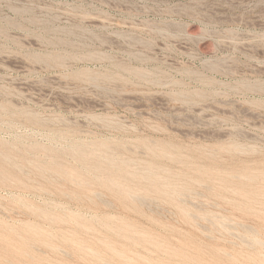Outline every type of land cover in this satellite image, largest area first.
<instances>
[{"label":"rangeland","instance_id":"rangeland-1","mask_svg":"<svg viewBox=\"0 0 264 264\" xmlns=\"http://www.w3.org/2000/svg\"><path fill=\"white\" fill-rule=\"evenodd\" d=\"M0 146V264H264V0H0Z\"/></svg>","mask_w":264,"mask_h":264},{"label":"bare ground","instance_id":"bare-ground-1","mask_svg":"<svg viewBox=\"0 0 264 264\" xmlns=\"http://www.w3.org/2000/svg\"><path fill=\"white\" fill-rule=\"evenodd\" d=\"M33 121H34V120H33ZM99 145H100V147L102 146L101 144H99ZM1 146H2V145H1ZM1 146H0V147H1ZM2 147H3V146H2ZM103 148L106 149V146H103ZM103 148H102V149H103ZM4 149H5V148H4ZM102 149H100V150H102ZM104 149H103V150H104ZM0 150H2V149H0ZM72 150H73V149H72ZM74 150H76V149L74 148ZM74 150H73V151H74ZM6 151H8V150H6ZM46 151H47V150H46ZM79 151H80V150L77 149L76 153L79 152ZM82 151H85V150L83 149ZM82 151H80V152H82ZM105 151H106V150H105ZM47 152H48V151H47ZM49 152H50V151H49ZM70 152H71V151H70ZM106 152H107V151H106ZM4 153H5V152H3V154H4ZM74 153H75V152H74ZM74 153H73V155H74ZM76 153H75L74 156H76ZM84 153L87 154V152H84ZM84 153H83V154H84ZM164 153H165V152H164ZM1 154H2V153H1ZM6 154H7V153H5V155H6ZM49 155H50V153H49ZM77 155H78V154H77ZM89 155H91V154H89ZM92 155H93V154H92ZM94 155H95V154H94ZM162 155H163V154H162ZM164 155H165L164 157H167L166 154H164ZM11 156H12V155H11ZM11 156H10V158H11ZM83 156H84V155H83ZM1 157H2V156H1ZM13 157H14V156H13ZM77 157L79 158V155H78ZM80 157H82L81 154H80ZM87 157H92V156L85 155V158H87ZM2 158H3V157H2ZM14 158H15V157H14ZM14 158H13V160H14ZM16 158H17V157H16ZM75 158H76V157H75ZM97 158H98V157H97ZM105 158H108V157L106 156ZM11 159H12V158H11ZM98 159H99V158H98ZM17 160H18V159H17ZM25 160H28V159H25ZM82 160H84V157L81 159V161H82ZM85 160H86V159H85ZM92 160H93V158H92ZM94 160H96V159L94 158ZM109 160H110V159H109ZM1 161H2V160H1ZM5 161H6V160H5ZM5 161H3V162H5ZM8 161H9V160H8ZM8 161H6V164H9V166H10V163H12L13 161H11V162L9 161L10 163H9ZM78 161L80 162V160H78ZM99 161H101V160H99ZM15 162H16V159H15L14 163H15ZM26 162H27V161H26ZM28 162H29V161H28ZM28 162H27V163H28ZM32 162H33V166H34V161L31 160V162H29V163H32ZM88 162H89V166H91V164H90L91 161H89V158H88ZM88 162H86V163H88ZM95 162H96V161H95ZM95 162H94L93 164H96ZM106 162H107V160H106ZM106 162H105V163H106ZM21 163H22V162H21ZM21 163H20V164H21ZM35 163L38 164L37 162H35ZM84 163H85V162H84ZM86 163H85V165H86ZM97 163H98V161H97ZM102 163H103V162H102ZM125 163H126V165L129 164V163H127V162H125ZM4 164H5V163H4ZM12 164H13V163H12ZM12 164H11V167H12ZM22 164H24V163H22ZM22 164H21V166H22ZM41 164H42V163L40 162V164H38V165L41 166ZM50 164H52V163H50ZM53 164H54V163H53ZM82 164H83V163H82ZM98 164H99V163H98ZM98 164H97V165H98ZM103 164H104V163H103ZM106 164H107V163H106ZM24 165H25V164H24ZM42 165H44V163H43ZM110 165H111V164H110ZM112 165H114V168H115L116 165H115L114 163H113ZM112 165H111L110 167H113ZM123 165H124V164H123ZM1 166H2V165H1ZM14 166L19 167V164L17 163V165H14ZM50 166H54V165H50ZM50 166H49V167L46 166V167L50 168ZM86 166H87V165H86ZM86 166H85V167H86ZM92 166H94V165H92ZM104 166H105V165H104ZM104 166H103V169L99 168L100 166H98L97 168H98V170H102V171H104ZM108 166H109V164H108ZM31 167H32V166H31ZM35 167H36V166H35ZM43 167H45V166H43ZM43 167L41 166L40 168H38V166H37L36 168H37L38 170L40 169V173H41V171H43L44 169L46 170V167H45L44 169H43ZM95 167H96V165H95ZM125 167H126V166H125ZM145 167L148 168V165L145 166ZM145 167H144V170H145ZM149 167H151V169H152V166H149ZM19 168H20V167H19ZM26 168H27V167H26ZM86 168H87V167H86ZM88 168H89V167H88ZM93 168H94V167H93ZM97 168H96V169H93V170L96 171ZM108 168H109V167H108ZM116 168H119V167H116ZM123 168H124V167H123ZM128 168H129V165H128L127 168H124V171H125L126 169H128ZM34 169H35V168H34ZM42 169H43V170H42ZM51 169H52V168H51ZM51 169H50V170H51ZM89 169L92 170L91 167H90ZM119 169H122L121 164H120V168H119ZM130 169H131V168H130ZM149 169H150V168H148L147 171H149ZM5 170H6V168H5ZM8 170H9V169H8ZM8 170H7V171H8ZM13 170H14V169H13ZM21 170H24L23 167L20 169V171H21ZM38 170H37V171H38ZM98 170H97V173H98ZM115 170H116V169H115ZM134 170H135V169H134ZM137 170H139V169H137ZM137 170H136V171H137ZM153 170L156 171L155 168H154ZM2 171H3V170H2ZM7 171H6V173H7ZM30 171H31V170H30ZM52 171H53V170H52ZM105 171H106V170H105ZM107 171H108V170H107ZM111 171H112V170H111ZM111 171H110V172H111ZM126 171H127V170H126ZM126 171H125V174H126ZM130 171H131L130 173H133L132 170H130ZM142 171H143V170H142ZM150 171L152 172V170H150ZM164 171H165V170H164ZM10 172H12V169H10ZM15 172H18L17 169H15ZM15 172H13V173H15ZM31 172H32V171H31ZM46 172H48V173L50 174L49 176H51V173H50L49 169H48V171L46 170ZM92 172H93V171H92ZM110 172H107L108 175L110 174ZM112 172H114V171H112ZM159 172H160V171H159ZM161 172H162V171H161ZM166 172H167V171H166ZM19 173H20V172H19ZM43 173H44V171H43ZM52 173H53V172H52ZM88 173H89V172H88ZM100 173H101V171H100ZM117 173H118V172H117ZM121 173L124 174V172H122V170H121V172H120V175H121ZM127 173H129V172H127ZM136 173H137V175H136V177H137L139 171L136 172ZM144 173H145V172H144ZM152 173H153V172H152ZM156 173H157V171H156ZM163 173H165V172H163ZM54 174H55V173H54ZM111 174H112V173H111ZM115 174H116V173H115ZM123 174H122V176H123ZM145 174H146V173H145ZM159 174H160V173H158L157 175H159ZM3 175H4V174H2V177H3ZM10 175H11V174H10ZM12 175H13V174H12ZM12 175L8 177L9 179L11 178V180H12ZM33 175H34V173H33ZM39 175H40V174H39ZM39 175H38V176H39ZM45 175H46V174H45ZM55 175H56V174H55ZM100 175H101V174H100ZM100 175H99V176H100ZM108 175H106V176H108ZM141 175H143V172H142ZM141 175H140V176H141ZM150 175H151V173H150ZM150 175H149V177L151 178ZM152 175H153V174H152ZM155 175H156V174H155ZM155 175H153V177H154ZM168 175H169V174H167V177L165 176L166 179L168 178ZM240 175H241V174H240ZM263 175H264V173H263ZM0 176H1V175H0ZM7 176H8V174H7ZM14 176H15V175H14ZM14 176H13V177H14ZM34 176H35V175H34ZM38 176H37V177H38ZM41 176H43V175H41ZM52 176H54V175H52ZM52 176H51V177H52ZM58 176H60V175H58ZM99 176H98V177H99ZM126 176H128V175H126ZM131 176H132V175H131ZM143 176H144V175H143ZM145 176L147 177L148 174L145 175ZM145 176H144V177H145ZM159 176H160V175H159ZM35 177H36V176H35ZM100 177H101V176H100ZM129 177H130V174H129ZM133 177H134V176H133ZM136 177H135V178H136ZM138 177H139V176H138ZM138 177H137V179H138ZM156 177H157V179H158V176H156ZM156 177H154L155 181H157V180H156ZM161 177H162V175H161ZM163 177H164V176H163ZM212 177H213V176H212ZM255 177H256V176H255ZM4 178H5V177H3V179H4ZM61 178H62V177H61ZM102 178H103V177H102ZM122 178H123V177H122ZM150 178H149V179H150ZM213 178H214V177H213ZM216 178H217V176H216ZM216 178H215V179H216ZM241 178H244V180H245V178H246L247 181H248V179H249V181H251L250 178H248V177H246V176H245V177L243 176V177H241ZM256 178H257V177H256ZM15 179H16V178H15ZM91 179H92V178H91ZM96 179H98V178H96ZM100 179H101V178H100ZM103 179H104V178H103ZM120 179H121V178H120ZM125 179H127L128 181H130L129 178H125ZM142 179H143V178H142ZM146 179H147V178H146ZM146 179L144 178V180H146ZM159 179H161V178H159ZM164 179H165V178H164ZM166 179H165V180H166ZM170 179H171V178H169V180H170ZM209 179H210V178H209ZM6 180H7V179H6ZM11 180H10V181H11ZM63 180H64V179H63ZM72 180H74V179H72ZM108 180H109V179H108ZM121 180H122V179H121ZM127 180H126V181H127ZM147 180H148V179H147ZM196 180H197V179H196ZM16 181H18V180H16ZM79 181H80V179H79ZM92 181H94V180H92ZM99 181H100V180H99ZM133 181H135V180H132V182H133ZM140 181H141V180H140ZM149 181L152 182V180H149ZM149 181H148V182H149ZM163 181H164V180L162 179L161 181H159V182H157V183H160V182H161V185H162V183H163L162 188H166L167 186H166V185H165L166 187L164 186V182H163ZM215 181L219 182L218 180H215ZM253 181H254V179H253L251 182H253ZM2 182H3V181H2ZM11 182H12V181H11ZM19 182H20V181H19ZM19 182H18V183H19ZM82 182H83V181H82ZM104 182H105V181H104ZM111 182H113V180H110V183H111ZM114 182H115V181H114ZM145 182H146V181H145ZM153 182H154V181H153ZM153 182H152V183H153ZM166 182H167V180H166ZM166 182H165V183H166ZM168 182H169V181H168ZM171 182H172V180H171ZM183 182H185V181H183ZM196 182H197V181H196ZM196 182H195V183H196ZM12 183H13V182H12ZM84 183H86V182H84ZM117 183L120 184V181H119V182H116V184H117ZM122 183H123V182H122ZM122 183H121V184H122ZM169 183H170V182H169ZM172 183H173V185L175 186V189H176V186H177L178 184L176 183L177 185H175L174 182H172ZM219 183H220V182H219ZM219 183H218V184H219ZM243 183H244V182H243ZM24 184H25V183H24ZM105 184H106V183H105ZM113 184H115V183H113ZM139 184H140V182H139ZM224 184H225V183H224ZM86 185H87V184H86ZM106 185H107V184H106ZM117 185H118V184H117ZM122 185H123V184H122ZM133 185H135V184L133 183ZM142 185H143V184H142ZM144 185H145V184H144ZM149 185H150V183H149ZM161 185H160V186H161ZM169 185H170V184H168V186H169ZM173 185H170V187H171V186L174 187ZM184 185H185V184H184ZM221 185H222V184H221ZM123 186H124V185H123ZM123 186H122V187H123ZM178 186H179V185H178ZM178 186H177V187H178ZM180 186H181V185H180ZM215 186H217V185H215ZM24 187L27 188L26 185H24ZM113 187H114V186H113ZM115 187H117V186H115ZM115 187H114V188H115ZM126 187H127V186H126ZM126 187L124 186V188H126ZM182 187H183V188H186V186L184 187L183 185H182ZM263 187H264V186H263ZM118 188H120V187H118ZM127 188H128V187H127ZM154 188H155V187H154ZM157 188H158V187H157ZM180 188H181V187H180ZM187 188H188V187H187ZM206 188H207V187H206ZM221 188H223V187H221ZM253 188H254V187H253ZM129 189H130V188H128V190H129ZM227 189H228V188H227ZM123 190H124V189H123ZM130 190H133V188L130 189ZM167 190H168V187H167L166 191H167ZM169 190H171V189H169ZM172 190H173L172 192H173V194H174V192H176V191H174V188H173ZM177 190H178V192H179V189H177ZM182 190H183V189H182ZM185 190H187V189H185ZM217 190H218V189H217ZM230 190H232V189H230ZM141 191H142V190H141ZM148 191H149V190H148ZM164 191H165V189H164ZM232 191H233V190H232ZM129 192H130V191H129ZM134 192H135V191H134ZM161 192L163 193L162 190H161ZM181 192H182V191H181ZM181 192H179V193H181ZM226 192H227V190H226ZM238 192H240V191H238ZM238 192H237V193H238ZM136 193H138V191H137ZM176 193H177V192H176ZM179 193H178V194H179ZM233 193H235V192H233ZM237 193H235V194H237ZM113 194H114V193H113ZM115 194H116V193H115ZM127 194H128V192H127ZM131 194H132V193H131ZM131 194H130V195H131ZM163 194H164V193H163ZM166 194H167V193H166ZM229 194H231V193H229ZM168 195H169V194H168ZM237 195H238V194H237ZM262 195H263V194H262ZM22 196H23V195H22ZM132 196H133V195H131V197H132ZM171 196H172V195H171ZM242 196H243V195H242ZM255 196H256V195H255ZM176 197H177V196H176ZM132 200H133V199H132ZM247 200H248V199H247ZM256 200H257V199H256ZM234 201H235V200H234ZM259 203H260V202H259ZM178 205H179V204H178ZM237 207H238V205H237ZM252 208H253V206H252ZM256 210H257V209H256ZM182 211H183V210H182ZM249 211H250V210H249ZM257 211H258V210H257ZM45 212H46V211H45ZM260 212H261V211H260ZM45 214H46V213H45ZM51 216H52V214H51ZM53 217H54V215H53ZM43 218H44V217H43ZM45 218H46V217H45ZM49 218H50V217H49ZM56 218H57V216H56ZM56 218H55V219H56ZM46 219H47V218H46ZM55 219H54V220H55ZM57 219H58V218H57ZM60 219H61V218L59 217V220H60ZM47 220H48V219H47ZM49 220H50V219H49ZM51 220H52V219H51ZM54 220H53V223H55ZM71 220H72V219H71ZM62 221H64V220L62 219ZM72 221H73V220H72ZM73 223H74V222H73ZM76 223H77V221H76ZM77 224H78V223H77ZM1 225H2V222H1ZM10 227H11V226H10ZM128 227H129V226H127V228H128ZM1 228H2V227H1ZM4 228H5V227H4ZM33 228H34V227H33ZM243 228H244V227H243ZM245 228H246V227H245ZM247 228L250 229L251 227H247ZM7 229H8V228H7ZM9 229H10V228H9ZM12 229H13V228L11 227V231H14V232H15V230H14V229L12 230ZM31 229H32V228H31ZM121 229H122V228H121ZM130 229H131V228H130ZM136 229H137V228H136ZM252 229H253V227H252ZM34 230H35V229H34ZM254 230H255V229H254ZM254 230H253V232H254ZM9 231H10V230H9ZM36 231H37V230H36ZM245 231H246V230H245ZM250 231H251V229H250ZM121 232H122V230H121ZM255 232H256V231H255ZM257 232H258V231H257ZM257 232H256V234H259V233H257ZM125 233H126V232H125ZM16 234H17V233H16ZM3 235H4V234H3ZM135 235H136V234H135ZM144 235H145V234H144ZM251 235H252V234H250V236H251ZM6 236H7V235H6ZM15 236H16V235H15ZM142 236H143V234H142ZM145 236H147V235H145ZM250 236H249V237H250ZM253 236H254V234H253ZM17 237H19V236L17 235ZM20 237H23V236H20ZM20 237H19V238H20ZM124 237H125V236H124ZM254 237H255V236H254ZM14 238H15V237H14ZM126 238H127V237H126ZM22 239H23V238H22ZM68 239H69V238H68ZM247 239H248V238H247ZM253 239L256 240L257 237H256V238H252V239H250V240L254 242ZM5 240H6V239H5ZM11 240H12V239H11ZM17 240H18V239H17ZM24 240L26 241L27 239L24 238ZM145 240H146V239H145ZM151 240H152V239H151ZM240 240H241V239H240ZM108 241H109V240H108ZM243 241H244V243H245V238H244ZM243 241H242V243H243ZM258 241H260V239H259V240L257 239V241H255V244H253V243H252V244L255 245V247H256V243H257ZM1 242H2V241H1ZM104 242H105V243H103V244H105L106 246L109 245V244H108V245L106 244V240H104ZM247 242L249 243V241H246V245L248 244ZM261 242H262V240H261ZM263 242H264V241H263ZM263 242H262V243H263ZM15 243H16V242H15ZM18 243H19V242H18ZM77 243L79 244V240H78ZM77 243H76V244H77ZM101 243H102V241H101ZM244 243H243V245H244ZM160 244H161V243H160ZM111 245H112V244H110V246H111ZM249 245L251 246V243H250ZM2 246H3V245H2ZM77 246H78V245H77ZM247 246H248V245H247ZM258 246H259V244H258ZM258 246L256 247L257 249H258ZM104 247H105V246H104ZM114 247L116 248V246H114ZM155 247H156V246H155ZM260 247H261V246H260ZM263 247H264V244H263ZM2 248H3V247H2ZM245 248L247 249L246 246H245ZM249 248H251V247H249ZM253 248H254V247H253ZM109 249H110V247H109ZM111 249H112V251H114L113 248H111ZM262 249H263V248H262ZM16 250H17V249H16ZM79 250H80V249H79ZM81 250H82V247H81ZM88 250H89V249H88ZM93 250H94V249H93ZM116 250H117V249H116ZM249 250L251 251V249H249ZM238 251H239V250H238ZM255 251H256V250H255ZM258 251H259V250H258ZM88 252H89V251H88ZM91 252H92V249H91ZM115 252H116V251H115ZM118 252H119V250H118ZM121 252H122V251H121ZM160 252H161V251H160ZM246 252H247V251H246ZM259 252H260V251H259ZM116 253H117V252H116ZM2 254H3V253H2ZM86 254H87V250H86ZM93 254H96V252L94 253V251H93ZM93 254H92V255H93ZM98 254H100V253H98ZM98 254H96V255H98ZM119 254H120V252H119ZM225 254H226V253H225ZM249 254H250V253H249ZM256 254H257V253H256ZM92 255H90V256L92 257ZM120 255H121V254H120ZM123 255H124V254H123ZM123 255H122V256H123ZM125 255H126V254H125ZM226 255H227V254H226ZM228 255H229V254H228ZM228 255H227V256H228ZM13 256H14V254H13ZM94 256H95V255H94ZM100 256H101V255H100ZM238 256H239V255H238ZM240 256H241V255H240ZM263 256H264V255H263ZM128 257H129V256H128ZM185 257H186V256H185ZM260 257H261V255H260ZM95 258H97V257H94V259H95ZM243 258H244V257H243ZM248 258H249V257H248ZM99 259H100V257H99ZM99 259L97 258V262H98ZM231 259H232V258H231ZM3 260H4V259H3ZM101 260H102V259H100V261H101ZM123 260H124V259H123ZM5 261H6V259H5ZM8 262H9V261H8ZM102 262H103V261H102ZM4 264H6V263H4ZM11 264H12V263H11ZM255 264H256V262H255Z\"/></svg>","mask_w":264,"mask_h":264}]
</instances>
